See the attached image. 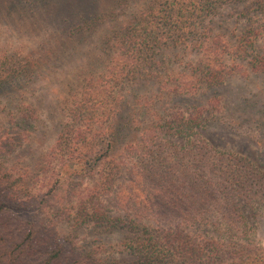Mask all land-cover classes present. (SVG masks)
I'll return each instance as SVG.
<instances>
[{
	"label": "trees",
	"instance_id": "obj_1",
	"mask_svg": "<svg viewBox=\"0 0 264 264\" xmlns=\"http://www.w3.org/2000/svg\"><path fill=\"white\" fill-rule=\"evenodd\" d=\"M97 1L90 11L78 0L52 5L49 20L67 23L68 42L98 32L103 66L70 94L56 140L34 169L8 158L35 133V115L26 110L0 126V264H113L102 247L79 245L57 230L52 199L66 201L59 197L63 182L76 179L91 186L69 207L75 225L126 228L119 253L129 264H264L247 219V211L264 205V169L203 137L213 102L187 112L164 106L133 132L119 123L128 122L122 115L140 85L153 83L168 101L220 86L240 63L264 74V0H103L100 9ZM224 7L239 9L244 22L232 39L214 22ZM189 54L198 56L195 64L185 62ZM27 65L0 53V101L32 78ZM135 104L144 116L141 100ZM33 209L39 217L21 216ZM200 225H222L227 235L220 237L234 243L196 233Z\"/></svg>",
	"mask_w": 264,
	"mask_h": 264
},
{
	"label": "rangeland",
	"instance_id": "obj_2",
	"mask_svg": "<svg viewBox=\"0 0 264 264\" xmlns=\"http://www.w3.org/2000/svg\"><path fill=\"white\" fill-rule=\"evenodd\" d=\"M66 1L69 0H0V53L8 57L12 54L21 56L23 62L31 64L27 68L29 66L33 71L32 78L28 77L21 85L13 86L7 99L0 101V126L8 124L12 119H20L26 110L35 115V133L20 147L15 146V151L8 158L11 163L32 169L56 140L65 119L64 105L70 94L81 86L83 79L101 72L103 66L102 60L98 58V32L86 35L83 39L77 36L70 43L66 38L67 23L49 20L52 5L57 3L61 6ZM78 1L82 9L90 11L94 0ZM103 4V0H98L95 6L100 9ZM238 10L224 7L214 18L215 25L220 27L219 31L229 39L239 35L244 27V22L237 18ZM62 16L65 18V14L56 18ZM115 23L118 24V21L114 20ZM259 45L264 48V39ZM197 57L189 54L185 62L195 64ZM177 70L175 66V72ZM138 100H141L145 108L144 116L137 112L135 101ZM130 101L129 109L122 115L128 122L120 119L119 123L129 124L132 132L138 124L148 120V115L152 118L164 106L187 112V109L194 106L205 107L209 101L213 102L217 108L208 113L209 121L202 131L203 137L217 150L247 156L264 169V74L249 73L244 63H240L238 73L223 84L202 90L194 98L179 97L167 101L156 85L147 83L131 90ZM143 118L146 120L143 121ZM131 131L124 135L122 143L133 136ZM12 137L13 134L4 136L9 144L12 143ZM78 181L63 182L59 197L66 201H62V204H57L61 203L57 197L52 199V204L59 205L56 210L60 220L58 232L73 237L79 245L102 247L113 258V264H129L131 258L126 253H119L122 252V243L130 236L126 228L105 230L75 225L68 213L69 207L75 204L73 200L85 187L91 186L86 179L82 183ZM52 204L47 206L49 212L54 207ZM38 214L39 209H33L21 216L30 219L32 215L39 217ZM247 219L252 231V247L264 251V205L247 211ZM219 226L214 229L200 225L195 232L217 238L226 244L234 243L227 236L225 239L220 237L222 233L227 235V232L222 231V225Z\"/></svg>",
	"mask_w": 264,
	"mask_h": 264
}]
</instances>
